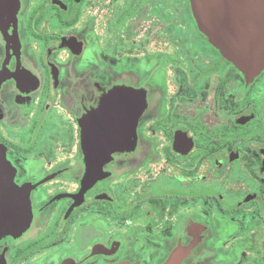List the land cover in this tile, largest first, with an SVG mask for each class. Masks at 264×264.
Here are the masks:
<instances>
[{
  "label": "flooded vegetation",
  "instance_id": "1",
  "mask_svg": "<svg viewBox=\"0 0 264 264\" xmlns=\"http://www.w3.org/2000/svg\"><path fill=\"white\" fill-rule=\"evenodd\" d=\"M104 97L127 133L94 178ZM0 146L32 210L0 264H264V67L191 0H0Z\"/></svg>",
  "mask_w": 264,
  "mask_h": 264
},
{
  "label": "water",
  "instance_id": "2",
  "mask_svg": "<svg viewBox=\"0 0 264 264\" xmlns=\"http://www.w3.org/2000/svg\"><path fill=\"white\" fill-rule=\"evenodd\" d=\"M191 4L197 24L210 43L247 79L264 67V0H191ZM111 101L102 99L94 111L97 121H88L83 130L84 145L90 152L86 165L89 175L92 168L94 178L95 169L97 173L100 171V159L104 157L101 147L107 151L104 143L122 141L127 133L121 110L112 107ZM31 219L28 193L15 185L13 171L0 146V235H20ZM164 264H178V260L171 257Z\"/></svg>",
  "mask_w": 264,
  "mask_h": 264
},
{
  "label": "rangeland",
  "instance_id": "3",
  "mask_svg": "<svg viewBox=\"0 0 264 264\" xmlns=\"http://www.w3.org/2000/svg\"><path fill=\"white\" fill-rule=\"evenodd\" d=\"M130 134L132 135L133 133L130 132ZM109 150H111L110 147L107 149V153H106L105 156H104V160H107V159L109 158V157H108V151H109Z\"/></svg>",
  "mask_w": 264,
  "mask_h": 264
},
{
  "label": "crops",
  "instance_id": "4",
  "mask_svg": "<svg viewBox=\"0 0 264 264\" xmlns=\"http://www.w3.org/2000/svg\"><path fill=\"white\" fill-rule=\"evenodd\" d=\"M119 264H121V263H119ZM128 264V263H127Z\"/></svg>",
  "mask_w": 264,
  "mask_h": 264
}]
</instances>
